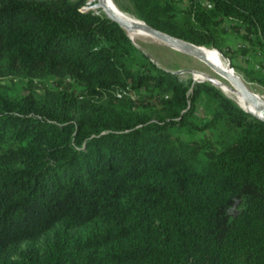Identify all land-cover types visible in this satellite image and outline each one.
Listing matches in <instances>:
<instances>
[{
	"label": "trees",
	"instance_id": "obj_1",
	"mask_svg": "<svg viewBox=\"0 0 264 264\" xmlns=\"http://www.w3.org/2000/svg\"><path fill=\"white\" fill-rule=\"evenodd\" d=\"M84 1L0 0V76L23 88L0 82V264H264V121L156 67ZM130 1L198 45L243 31L264 58V0Z\"/></svg>",
	"mask_w": 264,
	"mask_h": 264
},
{
	"label": "rangeland",
	"instance_id": "obj_2",
	"mask_svg": "<svg viewBox=\"0 0 264 264\" xmlns=\"http://www.w3.org/2000/svg\"><path fill=\"white\" fill-rule=\"evenodd\" d=\"M112 2L115 4L117 9H119V11L131 14L135 16L136 19H139L130 0H112ZM186 2L187 0H180L178 8H184ZM95 3L96 0H85L83 5L81 6V9L86 10L87 8L94 6ZM228 21L226 22V24L230 23ZM243 34V31L238 33H235L232 30L221 32L217 40L220 45V49L213 46L204 47L215 49L219 53H221L225 59H228L233 71L238 74L241 79H243L249 85V87H251L255 92L264 97V85L259 81L261 77H263L264 69L256 68L257 59H262L264 62V58L258 55L256 48L252 49L251 53L248 55V58L244 56L241 51L243 49V46H245L246 48H252V44L244 38ZM130 39L134 43V45L141 51H143L148 56L149 60L152 61L155 65L169 70H183V73L178 74V76L184 83H187L188 81H191L192 83V80L194 78L193 74L195 72L197 74L201 73L200 75L203 74L214 78H219V80H221L222 82L224 81L223 78L216 75L204 62H202L198 58L175 50L157 41L149 35L139 34L134 38L130 36ZM222 51L226 52V55H224ZM253 77H255L256 79H253ZM258 78L259 80H257ZM21 80V78L12 74L0 76V82L7 86V89L11 94L20 93L22 91L23 88L21 87ZM204 81L205 82L201 83L209 82L207 80ZM41 83H44L47 86H51L50 80L39 82V84ZM224 83L228 84L225 81ZM213 87L218 90V88H216L215 86ZM213 106L214 102H198V105L196 107V110H198V112L194 113V120L199 123L202 122V115H208ZM177 133L180 134L183 141L189 142L195 139H201L202 141H204L206 140V135H210L211 141H216L218 139L217 130L211 129H207L200 133H194L188 132L187 128H183L181 130H178ZM193 162L197 169H201L205 163V157H203L201 154H198L195 158H193Z\"/></svg>",
	"mask_w": 264,
	"mask_h": 264
},
{
	"label": "water",
	"instance_id": "obj_3",
	"mask_svg": "<svg viewBox=\"0 0 264 264\" xmlns=\"http://www.w3.org/2000/svg\"><path fill=\"white\" fill-rule=\"evenodd\" d=\"M89 8H100V10L108 19L116 23L125 32L128 38H130V36L139 34L149 35L157 41L175 50L198 58L199 60L204 62L216 75L223 78L239 96V98L236 99L235 97H233V95H230L228 93L225 95L224 93L220 92L225 98L229 99L232 103H234L245 112L255 116L259 120L264 121V97L255 92L243 79L235 74V72L231 68V64L229 61L226 66L217 65L213 61H211L208 55L205 53L204 45L192 43L163 30L154 28L148 25L143 20V24H138L137 22H135V20H132L127 15L121 13L112 2V0H96L95 5ZM89 8H87L86 10H88ZM156 66L174 75L183 73V70H169L158 65ZM201 82L203 81L192 80L191 87L193 86V84Z\"/></svg>",
	"mask_w": 264,
	"mask_h": 264
},
{
	"label": "bare ground",
	"instance_id": "obj_4",
	"mask_svg": "<svg viewBox=\"0 0 264 264\" xmlns=\"http://www.w3.org/2000/svg\"><path fill=\"white\" fill-rule=\"evenodd\" d=\"M121 12V11H120ZM124 15H127L129 18H131L132 20H135V22H137L138 24H143L141 19H136L135 16L125 13V12H121ZM137 35H133L131 36L132 38L136 37ZM204 51L205 53L208 55L209 59L211 61H213L215 64L220 65V66H226L228 63V59L224 58L223 55L221 53H219L217 50L215 49H209L204 47ZM201 74V73H200ZM199 73L197 74L196 72L193 74L194 78L193 80L196 79H202V81L207 80L210 82V84H212L213 86H215L216 88H218L221 92H223L225 95L228 93L230 95H233V97H235L236 99L239 98V96L234 92L233 88L230 87L229 84H225L224 81L222 82L221 80H219V78H214L208 75H200ZM236 74V73H235ZM238 75V74H236ZM239 76V75H238ZM240 77V76H239ZM196 78V79H195ZM241 78V77H240ZM226 82V81H225Z\"/></svg>",
	"mask_w": 264,
	"mask_h": 264
}]
</instances>
